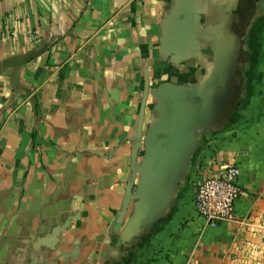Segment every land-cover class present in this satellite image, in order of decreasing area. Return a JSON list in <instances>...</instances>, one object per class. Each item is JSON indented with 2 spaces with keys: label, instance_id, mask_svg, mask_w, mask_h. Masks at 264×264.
I'll use <instances>...</instances> for the list:
<instances>
[{
  "label": "crops",
  "instance_id": "crops-1",
  "mask_svg": "<svg viewBox=\"0 0 264 264\" xmlns=\"http://www.w3.org/2000/svg\"><path fill=\"white\" fill-rule=\"evenodd\" d=\"M177 5L198 31L182 59L163 46ZM207 76L219 125L149 217L155 91ZM231 164L236 220L208 226L194 185ZM0 264H264V0H0Z\"/></svg>",
  "mask_w": 264,
  "mask_h": 264
},
{
  "label": "water",
  "instance_id": "water-1",
  "mask_svg": "<svg viewBox=\"0 0 264 264\" xmlns=\"http://www.w3.org/2000/svg\"><path fill=\"white\" fill-rule=\"evenodd\" d=\"M180 15L177 5L164 24L163 46L182 59L194 48L198 31L191 13L183 20ZM179 56L173 60L180 62ZM222 85L207 76L198 84L164 83L155 91L159 116L146 137L136 196L149 217L172 199L198 145V132L218 127L226 97Z\"/></svg>",
  "mask_w": 264,
  "mask_h": 264
},
{
  "label": "built area",
  "instance_id": "built-area-1",
  "mask_svg": "<svg viewBox=\"0 0 264 264\" xmlns=\"http://www.w3.org/2000/svg\"><path fill=\"white\" fill-rule=\"evenodd\" d=\"M239 176L240 168L234 164L198 175L193 203L206 225L236 220L235 204L242 193Z\"/></svg>",
  "mask_w": 264,
  "mask_h": 264
}]
</instances>
